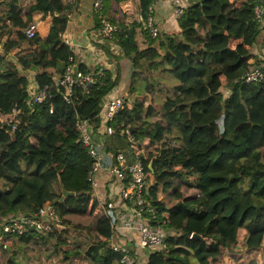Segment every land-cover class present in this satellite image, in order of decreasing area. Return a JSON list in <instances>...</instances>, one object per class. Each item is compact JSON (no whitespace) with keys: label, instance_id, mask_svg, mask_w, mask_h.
Wrapping results in <instances>:
<instances>
[{"label":"trees","instance_id":"obj_1","mask_svg":"<svg viewBox=\"0 0 264 264\" xmlns=\"http://www.w3.org/2000/svg\"><path fill=\"white\" fill-rule=\"evenodd\" d=\"M101 1L95 26L115 25L108 38L121 50L128 81L125 107L109 123L117 131L129 128V154L144 162L151 224L176 230L165 247L145 252V264H236L239 257L229 249L240 235L243 257L264 264L249 255L264 251V75L244 80L255 66L264 70V48L251 51L249 42L259 33L253 1L188 0L179 30L154 37L144 27L153 0H139L138 10L132 0ZM70 11L63 0H0V36L6 35L0 47V220L28 198L34 200L30 212L49 198L62 225L47 221L17 234L19 251L0 228V264H123L109 247L113 211L92 192V159L75 127L77 117L97 126L103 96L120 91V69L103 68L101 83L76 88L70 102L55 88L44 102H28L29 79L51 84L73 58L61 38ZM47 16L46 35L28 36L29 26ZM162 75L175 83L157 104L153 93L163 90L156 86ZM27 177L42 182L30 186ZM62 185L74 194L61 200ZM42 190L46 197H36Z\"/></svg>","mask_w":264,"mask_h":264},{"label":"built area","instance_id":"obj_2","mask_svg":"<svg viewBox=\"0 0 264 264\" xmlns=\"http://www.w3.org/2000/svg\"><path fill=\"white\" fill-rule=\"evenodd\" d=\"M172 4L173 16L178 19L183 12L188 0H165ZM253 1V19L257 23L259 33L261 34V48H264V0ZM101 0L94 1V9L101 7ZM72 21L68 17L67 23ZM67 25V24H66ZM144 27L151 36H156L159 28L153 18V4L148 6V15L144 20ZM37 23H32L27 29L28 36L37 32ZM115 25L109 21H104L101 27V34L106 38L111 37ZM62 41L69 47L73 44L67 28L61 32ZM93 58L96 60L94 71L81 69L69 57L68 63L55 82L39 86L33 81L28 84L29 103H40L51 98V89L60 91L62 98L70 102L76 91L80 88L82 91H88L93 85L101 83L99 79L100 72L105 68L98 59L99 48L93 44L89 46ZM264 70L255 66L253 70L247 72L244 76L246 81H258L263 78ZM125 94L122 91L115 92L111 90L106 93L100 101V109L97 113L99 122L97 126L89 119L77 117L75 127L79 131L81 141L87 147L88 154L92 159L91 169L88 172L92 192L97 201L105 206H109L113 211L114 220L111 223V235L109 247L118 254V259L123 264H145L146 251L154 248H162L167 245V235L173 234L176 230L165 229L160 225H152L147 213L154 216V210L145 204V194L148 187L146 170L141 158L136 157L131 161L126 159L125 154L119 150L108 152L111 162L105 163L103 153L101 152L100 142L96 141L95 135H114L116 133L125 135L128 142L133 141V136L128 127L122 126L119 131L109 123L116 113L125 107ZM13 123L10 131L15 130ZM107 204V205H106ZM52 221L59 227V218L55 213L53 206L46 202L35 211H20L15 214L3 216L0 220V228L6 237H14L29 229L43 228L45 222ZM137 257L135 258V256ZM144 257V260H143Z\"/></svg>","mask_w":264,"mask_h":264},{"label":"crops","instance_id":"obj_3","mask_svg":"<svg viewBox=\"0 0 264 264\" xmlns=\"http://www.w3.org/2000/svg\"><path fill=\"white\" fill-rule=\"evenodd\" d=\"M64 3H68L71 6L70 14L68 15L72 21H69L66 25L68 33L70 37L73 39V44L70 46L73 59L76 63H83L87 66V68H95L96 60L93 58V53L90 50L89 46L94 45L99 48L98 54L101 56V59H98L101 64L104 63V55L109 57L111 53L110 49H113L112 52H116L117 56L112 55L119 61H122V54L119 47L114 43V41L110 38H106L101 34V30L96 28V17L94 16L95 9L93 8V0H63ZM130 2L122 3V6H127ZM139 0H132L131 4L134 9L138 10ZM153 18L156 23L159 31L161 32H177L179 30L177 19L173 16V8L172 4L165 0H153ZM51 18L49 16L39 19L37 21V32L45 36L48 27L50 24ZM251 35V33H250ZM6 36V35H4ZM137 40L141 41V35L138 32L136 36ZM1 41V38H0ZM139 41V42H140ZM237 40L232 41V45H234ZM139 44L144 43L140 42ZM110 48V49H109ZM107 61V59H106ZM118 62V61H117ZM108 67H110L108 65ZM32 68V67H31ZM96 141L100 142L101 152L103 153V160L105 163L111 162V158L108 155L109 150L114 152L113 149L108 144H112V142L118 141L114 135H95ZM110 147V148H109ZM119 151L120 149H115ZM126 159L128 161L132 160V155H126ZM17 211V210H16ZM16 211H11L4 215L15 214ZM3 215V216H4Z\"/></svg>","mask_w":264,"mask_h":264},{"label":"rangeland","instance_id":"obj_4","mask_svg":"<svg viewBox=\"0 0 264 264\" xmlns=\"http://www.w3.org/2000/svg\"><path fill=\"white\" fill-rule=\"evenodd\" d=\"M94 1L93 0V8H94ZM101 8V7H100ZM99 8V9H100ZM1 38V41H0V47L3 45V42H4V39L6 38V36H0ZM108 38V37H107ZM261 34L258 33L257 36H255V38H251L249 39V42L250 44H252L250 46V48L252 49L251 51H260V47H261ZM248 43V42H247ZM110 49V48H109ZM120 49V48H119ZM113 51V49H110V51ZM109 54V57L106 55H104V63L105 64V67L106 68H110L112 69L113 71H116L117 68L118 70L120 69V91H122L124 94H126V91H127V84H128V81H127V78H126V69H125V65L123 64L124 61H119L117 60L116 58H114L112 55L114 56H117L118 58V54H115L116 52H112ZM260 55V54H257V56ZM259 57V56H258ZM107 59V61H106ZM118 61V62H117ZM108 65L110 67H108ZM119 66V67H116V66ZM33 68V67H32ZM161 81H159V83L156 85V86H160V87H163V90H158V89H155L156 91H154V100L157 104H160L164 98L167 96V95H170L172 92H171V88H172V85L175 83V80L171 77V76H166V75H162ZM33 82L32 78L29 79V82L28 84H31ZM168 89V90H166ZM224 90V89H223ZM114 137H116L118 141L115 142H112V145L114 147H116L117 149H120L124 154L126 155H129V152L131 153V151H129V147H128V140L121 136L118 137V135H114ZM42 181L38 178V179H33L32 177H27V183L28 185L32 186L33 184H38V187H39V183H41ZM37 187V188H38ZM36 188V190H37ZM25 189V188H24ZM39 194L40 196H42L43 198L46 197V192L44 190L40 191V192H36L35 193V196L36 194ZM38 196V195H37ZM36 196V197H37ZM49 197V196H48ZM29 202L25 203V202H20L17 206H16V209H17V213L20 212V211H28L27 209H30V205L33 203V201H30V198H28ZM50 199L47 198L46 199V202L49 201ZM45 201V200H44ZM256 202H260V200L256 201ZM107 205V204H106ZM6 207V206H5ZM107 207L109 209H111L108 205ZM1 209V208H0ZM15 209V210H16ZM11 212L8 211L7 213ZM9 215V214H8ZM4 216H7V215H4ZM112 234V233H111ZM11 240H12V243L11 245L17 249L18 251L20 250L19 248L23 245V243L21 244L16 238L15 236L14 237H11ZM246 250V246L244 244H241V235L239 236L238 238V241L236 243H234L232 245V247L229 249V251L232 252V254H236L239 258L237 259L236 261V264H249V262L247 261V259L244 256V252ZM73 253V252H71ZM253 260L257 263H261L263 260H264V251L263 250H258L255 254L253 253H250L249 254ZM240 257H243V258H240Z\"/></svg>","mask_w":264,"mask_h":264},{"label":"water","instance_id":"obj_5","mask_svg":"<svg viewBox=\"0 0 264 264\" xmlns=\"http://www.w3.org/2000/svg\"><path fill=\"white\" fill-rule=\"evenodd\" d=\"M154 1H155V0H154ZM5 59H6L7 61H10L11 63H14L15 66H16V68H17L19 71H22L21 64H20L19 60H18L15 56L11 55L10 53H7V54L5 55ZM187 103H188V104H191L192 101H188ZM151 163H152V161H150L149 166H151ZM61 187H62V193H61V196H60V199H61V200H62L65 196H67V195H69V194H74L73 191L67 190L63 185H62ZM191 236L194 237V238H196V239H201V240H204V241L207 240L206 237H204V236H202V235H200V234H198V233H193Z\"/></svg>","mask_w":264,"mask_h":264}]
</instances>
